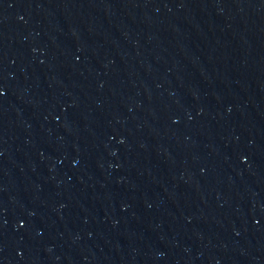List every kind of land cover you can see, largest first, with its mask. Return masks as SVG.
Returning a JSON list of instances; mask_svg holds the SVG:
<instances>
[{"label": "water", "instance_id": "1", "mask_svg": "<svg viewBox=\"0 0 264 264\" xmlns=\"http://www.w3.org/2000/svg\"><path fill=\"white\" fill-rule=\"evenodd\" d=\"M0 264H264V0H0Z\"/></svg>", "mask_w": 264, "mask_h": 264}]
</instances>
